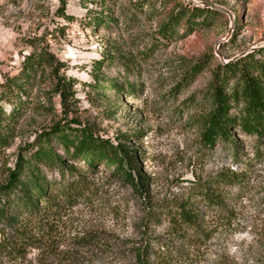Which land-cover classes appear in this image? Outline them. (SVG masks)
<instances>
[{"label":"rangeland","instance_id":"1","mask_svg":"<svg viewBox=\"0 0 264 264\" xmlns=\"http://www.w3.org/2000/svg\"><path fill=\"white\" fill-rule=\"evenodd\" d=\"M62 1L0 0V85L33 52L62 65L57 75L67 80L61 94L53 90L51 66L42 64L30 74L27 97L7 130L10 144L0 151V184L20 147L66 121L114 144L132 145L148 194L137 196L100 164L92 175L84 170L86 198L51 225L25 221L22 236L0 230V264H139L136 248L170 238L167 221L157 222L150 209L185 199L195 186L223 199L221 225L199 249L170 244L189 256L188 264H264V135L231 125L232 143L204 146L193 122L212 107L209 83L225 74L224 64L251 52L259 58L264 0H185L211 4L221 15L188 27L182 20L167 37L159 28L176 0H66L63 13L72 20L59 13ZM103 57L94 86L89 71ZM194 65L198 73L187 74ZM238 77L228 78L224 90L238 88ZM0 106L10 110L4 100ZM242 106L229 111L238 113ZM51 144L62 152L55 139ZM226 172L236 180L216 185L218 173Z\"/></svg>","mask_w":264,"mask_h":264},{"label":"trees","instance_id":"2","mask_svg":"<svg viewBox=\"0 0 264 264\" xmlns=\"http://www.w3.org/2000/svg\"><path fill=\"white\" fill-rule=\"evenodd\" d=\"M65 2L66 0L62 1L59 13L72 20V17L63 13ZM217 15H221L217 9L176 0L159 31L163 37H167L174 32L173 26L180 24L182 20L188 27L210 21ZM94 19L96 25L102 22L101 17ZM257 52L259 58L255 56L256 52H251L224 64L222 70L225 74L209 83L212 107L198 120L193 119L200 128L204 146H210L217 140L232 143L233 139L228 133L231 125H237L241 131L258 137L264 135V48ZM49 57L41 52L28 54L17 75L7 77L0 85V100L6 101L10 106L7 112L0 106V151L10 144L7 130L12 127L16 118L18 104L27 97L26 86L32 72L42 64L51 66L52 74L57 78L54 92H66L67 80L64 76L57 75L56 71L57 66L62 65H56ZM106 58L94 62L89 71L94 86H98L100 82L98 73ZM198 71L199 66L194 65L185 72L195 75ZM237 73L239 87L228 93L223 85ZM239 102L243 103L242 110L238 113L230 112ZM72 125L61 121L53 127L43 129L34 136L32 142L18 149L13 166L6 170L0 184V230L8 228L22 236L25 221L51 225L62 211L86 198L89 181L84 170L92 175L99 164L112 178L127 183L137 196L144 198L148 194V178L138 171V155L132 145L125 141L114 144L109 138L94 135L85 126L77 123ZM53 139L62 148L61 153L52 146ZM72 160L78 164L77 167L69 164ZM79 162L84 166L80 167L82 164ZM236 177V174L229 172L218 173L216 185L226 181L231 183ZM197 204H201L204 211L198 209ZM223 208L224 201L220 196L207 187L202 189L195 186L189 188L185 199L165 200L158 208L150 209V217L157 222L161 219L167 221L165 234L170 238L166 242L160 239L145 242L144 246L136 248L134 253L138 263L188 264L189 256L177 246L188 243L199 249L206 245L210 235L221 225L223 217L220 214ZM206 214L211 215L210 220L205 219ZM172 241H178L177 246L171 245Z\"/></svg>","mask_w":264,"mask_h":264},{"label":"water","instance_id":"3","mask_svg":"<svg viewBox=\"0 0 264 264\" xmlns=\"http://www.w3.org/2000/svg\"><path fill=\"white\" fill-rule=\"evenodd\" d=\"M202 6H206V7H210V8H213V6L211 5V4H207V3H205V4H201ZM214 9V8H213Z\"/></svg>","mask_w":264,"mask_h":264}]
</instances>
